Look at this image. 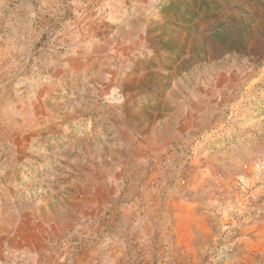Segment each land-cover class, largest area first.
Returning a JSON list of instances; mask_svg holds the SVG:
<instances>
[{
	"label": "rangeland",
	"instance_id": "374dc122",
	"mask_svg": "<svg viewBox=\"0 0 264 264\" xmlns=\"http://www.w3.org/2000/svg\"><path fill=\"white\" fill-rule=\"evenodd\" d=\"M0 264H264V0H0Z\"/></svg>",
	"mask_w": 264,
	"mask_h": 264
}]
</instances>
